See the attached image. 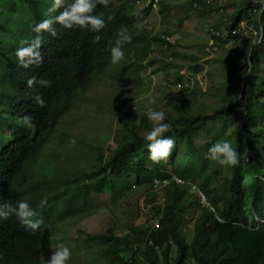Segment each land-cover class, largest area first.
Returning <instances> with one entry per match:
<instances>
[{"label": "trees", "instance_id": "16d2710c", "mask_svg": "<svg viewBox=\"0 0 264 264\" xmlns=\"http://www.w3.org/2000/svg\"><path fill=\"white\" fill-rule=\"evenodd\" d=\"M133 1L98 0L91 13L104 20L98 33L54 22V35L40 33L39 62L25 67L17 50L37 35V24L57 16L72 0L51 11L53 0H0V203L27 200L39 213L34 219L41 220L32 230L14 214L0 219V264H43L47 244L68 220L96 213L100 196L116 204L135 186L149 190L147 201L156 203L152 209L158 228L136 232L130 227L121 238L111 228L95 235L81 232L86 256H95L91 248L106 264H264V8L254 22L255 45L240 48L236 58L225 61L230 93L220 106L210 114H165L171 128L164 135L174 140L167 158L149 159L145 135L125 124L113 137L109 155L100 156L88 171L68 176L56 168L49 176L44 166L27 170L78 95L91 89L110 66V48L122 29L131 36L121 46L122 71L132 67L138 72L152 64L147 61L152 43L164 41L140 28L151 7L138 11ZM258 7L253 0L244 2L226 19V31L238 29L241 21L248 23ZM95 35L100 39L94 41ZM37 95L43 106L36 104ZM24 116L31 118L30 127L24 125ZM221 139L236 148L237 165L222 166L207 158L208 148ZM154 180L168 183L155 190ZM192 185L210 207L199 203ZM159 190L162 201L156 202ZM41 199L46 204L38 207ZM188 215H196L189 241L182 231Z\"/></svg>", "mask_w": 264, "mask_h": 264}, {"label": "rangeland", "instance_id": "374dc122", "mask_svg": "<svg viewBox=\"0 0 264 264\" xmlns=\"http://www.w3.org/2000/svg\"><path fill=\"white\" fill-rule=\"evenodd\" d=\"M248 1L252 0H214L213 5L207 7L201 0H162L140 25L150 36L163 41L169 38L167 43H152L147 59L152 64L137 72L132 67L122 71V59L117 64L111 63L91 89L78 95L34 158L35 164L28 165L27 170L44 166L49 176H54L56 168H60L57 173L66 170L68 176L80 170L88 171L98 163L100 156L109 155L110 148L115 147L113 137L123 131L125 124L133 125L142 135L151 130L153 124L146 115L148 107L173 118L184 111L210 114L216 110L221 98L230 93L226 87L229 73L225 61L236 58L237 50L249 49L257 41L254 22L258 20L259 8L251 12L248 23L241 21L243 34L231 40L226 38V19ZM253 1L260 9L264 8V0ZM195 3L197 8L193 7ZM133 6L135 10H142L146 8V0ZM260 26H264L263 20ZM210 29L225 35L213 37ZM191 189L197 194L196 189ZM149 194L146 187L135 186L112 205L106 196H100L96 213L68 220L55 241L47 244L43 264H47L50 253L61 243L71 251L67 264H106L91 248L89 252L94 251L95 256L85 255L86 236L82 234H102L111 228L121 238L130 227L136 232L153 228L157 216L152 207L156 203L147 201ZM154 199L162 201L160 190ZM203 206L210 207L206 203ZM195 216L188 215L182 228L187 241L192 237ZM174 255L173 250L171 257ZM89 258L97 260L91 262ZM138 264L145 263L139 261Z\"/></svg>", "mask_w": 264, "mask_h": 264}, {"label": "clouds", "instance_id": "9594fccd", "mask_svg": "<svg viewBox=\"0 0 264 264\" xmlns=\"http://www.w3.org/2000/svg\"><path fill=\"white\" fill-rule=\"evenodd\" d=\"M63 2L64 0H53L49 11L60 7ZM97 2L98 0H72V3L65 7L57 16L46 18L37 24L33 29L37 35L28 43L27 47H22L17 50V57L21 64L27 67L29 63L39 62L40 54L37 49L42 39L40 33L42 30H46L54 35L55 31L51 27L54 22H59L65 28H72L74 25H78L81 28H88L90 31L98 33L104 26V20L99 16L91 14ZM99 2L106 4L108 0H99ZM99 39V35L93 36L94 41ZM130 40L131 36L127 33L126 29H122L118 33L117 40L110 48V62L112 64H117L123 59L124 52L121 46L124 42ZM165 43L167 42L165 41ZM32 83L33 80L29 79L28 84L31 85ZM41 83L45 82L41 81ZM35 102L39 106L44 105V100L39 95L35 97ZM146 115L153 124L151 130L144 136V140L148 142V157L154 162H160L167 158L173 149L174 140L172 137L164 135L165 132L170 130L171 125L165 122V113L163 111L148 107L146 109ZM22 121L24 125L31 126V118L29 116L22 117ZM206 156L209 160L215 161L222 166L232 167L239 163V154L236 148L226 139H221L213 143L208 148ZM44 204H46V200L41 199L38 207ZM13 214L19 219L21 224L26 225L32 230L40 226L41 220L34 219L39 216V213L27 200H19L15 203H9L7 201L0 203V219H7ZM70 256L71 251L69 247L62 243L58 244L55 250L50 253L47 264H67Z\"/></svg>", "mask_w": 264, "mask_h": 264}, {"label": "built area", "instance_id": "2783aa9c", "mask_svg": "<svg viewBox=\"0 0 264 264\" xmlns=\"http://www.w3.org/2000/svg\"><path fill=\"white\" fill-rule=\"evenodd\" d=\"M162 2V0H146V5L147 6H150L151 7V9H155V8H157L159 5H160V3ZM201 2H202V4L204 5V6H211V5H213V3H214V0H201ZM141 3V0H135V1H133L132 2V4L133 5H139ZM256 3V2H255ZM193 7L194 8H197L198 6H197V4L195 3V4H193ZM259 9V11H258V14L262 11V7H261V9H260V7H258ZM220 11H222V10H220ZM244 30V23L243 22H240L239 23V26H238V29H234V30H232L230 33L229 32H227L226 31V38L228 39L229 38V40H231V37L232 36H236L237 34H243V31ZM210 34L213 36V37H216V38H221L222 36H224L225 34H223V33H221V32H219V31H217V30H214V29H210ZM256 35H258V31H256L255 30V33H254V36H256ZM259 35H260V37H259V40L261 39V30L259 31ZM225 38V39H226ZM166 39V41H169V38H165ZM178 85V89L180 90V88H182V86L180 85V83L179 84H177ZM174 179V181L178 184V185H180L179 183H181L182 185H184V181L183 180H181V179H179V178H177V177H175V178H173ZM168 183V181L167 180H164V181H162V182H159V181H157V180H154V182H153V188L155 189V190H158L162 185H166ZM193 189H196L197 190V188L195 187V186H191ZM197 194L199 195V199H200V203L201 204H207V202H206V199H205V197H204V195L200 192V191H198L197 190ZM158 225H159V223H158V221H156L155 223H154V227H153V229H157L158 228ZM149 243V245H152L151 244V242H148Z\"/></svg>", "mask_w": 264, "mask_h": 264}]
</instances>
